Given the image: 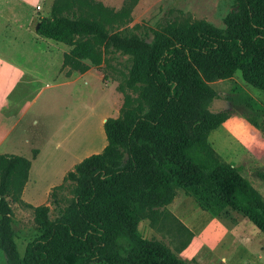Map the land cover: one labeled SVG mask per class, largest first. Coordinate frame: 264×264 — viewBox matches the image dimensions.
<instances>
[{"label": "trees", "instance_id": "obj_1", "mask_svg": "<svg viewBox=\"0 0 264 264\" xmlns=\"http://www.w3.org/2000/svg\"><path fill=\"white\" fill-rule=\"evenodd\" d=\"M85 3L87 12L70 13L55 2L51 16L39 20L37 33L70 47L64 66L71 71L100 66L101 44L106 50L135 53L138 59L126 83L131 89L142 84L143 90L138 97L126 94L119 116L104 122L103 151L84 158L65 176L77 184L72 204L63 208L60 184L51 192L54 220L48 205L35 207L42 228L24 256L15 239L9 197L21 200L31 160L0 154V250L5 264H196L140 229L145 219L158 221L177 188L191 192L213 214L226 208L242 212L264 232V195L209 140L231 117L228 110L213 109L224 96L211 81L241 71L244 81L264 90V0H234L224 29L206 21L170 24L151 40L110 32L106 24L112 10L91 0ZM258 176L264 179V172ZM175 219L189 234L181 252L193 232Z\"/></svg>", "mask_w": 264, "mask_h": 264}, {"label": "rangeland", "instance_id": "obj_2", "mask_svg": "<svg viewBox=\"0 0 264 264\" xmlns=\"http://www.w3.org/2000/svg\"><path fill=\"white\" fill-rule=\"evenodd\" d=\"M5 1L9 4L8 17L2 24L3 28L8 26L5 49L9 52L32 51L47 47L45 41L35 37L37 31L27 26L28 11L36 7L40 0ZM91 1L112 10L106 24L110 32L147 40H151L155 32L170 24L186 25L206 21L218 29H224L225 17L235 6L234 0ZM55 2L66 6L70 13L87 12L89 8L85 0H44L35 23L43 17L51 16ZM122 11L126 15H119ZM50 41L55 42L52 39ZM57 44L58 48H66L64 43ZM99 49L103 54V63L100 66L91 64L82 77L79 71L73 72L71 80L46 72L36 80H32L29 74L22 80L11 79L8 75L6 88L0 94V127L2 133L9 131L3 147L8 146L13 153L24 155L32 161L29 180L21 200L9 197L15 213V239L21 256L25 255L27 244L41 232L42 226L36 217L35 207L48 205L50 219L54 220L57 212L51 192L60 184L63 187L58 190V194L63 208L72 204L77 184L65 180V176L84 158L103 151L107 144L105 120L119 116L126 94L138 97L143 90L142 84L131 89L126 83L138 59L135 53L106 50L103 44L99 45ZM28 60L25 57L22 66L31 69ZM86 62L90 64V61ZM210 85L224 96L216 100L214 110H228L231 117H244L258 123L259 135L251 133L249 129H244V133L252 141L245 148L249 150L251 146L250 151L259 157V161L246 162V151L237 143H243V138L246 141L245 137L241 139L238 136L235 140L230 136L226 138L219 129L217 133L210 134L211 144L215 149L217 147L216 150L224 159L232 160L248 177L254 180L261 178L258 173L264 172V90L244 81L241 71H237L231 78L211 81ZM16 183L17 177L12 180V186ZM260 184L256 183V187L263 190L264 185ZM176 191L173 202L167 209L160 211L158 221L152 224L149 219H145L140 229L145 237L163 240L175 253H180L189 234L175 217L182 221L179 215L186 213L192 218L194 229L200 231L211 223L209 219L213 216L199 206L191 192L182 188ZM246 220L248 226L261 232ZM5 262V255L0 250V264Z\"/></svg>", "mask_w": 264, "mask_h": 264}, {"label": "crops", "instance_id": "obj_3", "mask_svg": "<svg viewBox=\"0 0 264 264\" xmlns=\"http://www.w3.org/2000/svg\"><path fill=\"white\" fill-rule=\"evenodd\" d=\"M43 1L44 0H40L36 7H31V11L30 9L28 11L27 26L32 31L33 29L37 31L39 21L35 23V18L40 15V11L42 10L41 3ZM8 5L6 1L4 3L3 0H0V94H2V90H5L9 77L11 79L20 78V80H22L26 74H29L32 80H36L39 78L40 74L46 72L52 73L54 76H62L71 80L74 77L73 72L78 71H71L70 67L64 66V55L70 50L67 48L69 46L66 44V48H58L57 43L62 45L61 42H51V39L42 37L35 32V37L42 39L41 41H45L47 47L32 51L12 50L9 52L5 49L4 40L8 32V26L6 25V27L3 28L2 24L4 19L8 17ZM38 6H41V8H38ZM25 57L29 58L28 63L31 65V69L22 66L25 63ZM7 66L10 68L7 69ZM80 75V77H82L85 74L82 73ZM219 129L223 131L226 138L230 136L235 140L238 136L241 139L245 137L246 141L243 138V143H237L246 151V162L250 160L255 162L259 161V157L254 154V152H251L252 150L250 151V149H252L251 146L249 150L245 148V146L248 147L252 141L247 139L248 136L244 133V129L245 131L249 129L253 134H260L259 129L254 127L246 118L230 117L219 128L212 131V133H217ZM2 131L3 129L0 127V154H15L13 151H10V147H3L9 131L6 133H2ZM2 147L4 149H1ZM37 152L38 149H36V153ZM226 160L233 163L230 159ZM242 173L255 187L256 183L264 185V179L258 177L259 179L254 180L248 177L245 171L242 170ZM256 188L264 195V189L262 190L261 187ZM210 214L213 216L212 219H209L211 223L202 227L200 231L194 229V223L190 216L186 215V213V216L183 214L185 217L179 215L183 223L193 232L190 243L180 252L182 257L192 260L196 264H264V232H259L248 226L249 224L246 220L248 218L240 211L226 208L218 214H213L211 212Z\"/></svg>", "mask_w": 264, "mask_h": 264}, {"label": "built area", "instance_id": "obj_4", "mask_svg": "<svg viewBox=\"0 0 264 264\" xmlns=\"http://www.w3.org/2000/svg\"><path fill=\"white\" fill-rule=\"evenodd\" d=\"M38 8H41V6H38Z\"/></svg>", "mask_w": 264, "mask_h": 264}, {"label": "water", "instance_id": "obj_5", "mask_svg": "<svg viewBox=\"0 0 264 264\" xmlns=\"http://www.w3.org/2000/svg\"><path fill=\"white\" fill-rule=\"evenodd\" d=\"M106 120H107V119H106ZM106 120H105V121H106Z\"/></svg>", "mask_w": 264, "mask_h": 264}]
</instances>
